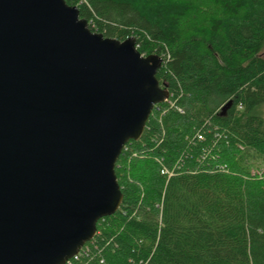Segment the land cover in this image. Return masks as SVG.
I'll list each match as a JSON object with an SVG mask.
<instances>
[{"label":"trees","instance_id":"16d2710c","mask_svg":"<svg viewBox=\"0 0 264 264\" xmlns=\"http://www.w3.org/2000/svg\"><path fill=\"white\" fill-rule=\"evenodd\" d=\"M196 1L66 0L92 31L160 56L181 109L157 104L125 144L122 203L70 264H264V173L241 155L264 156V0H200L216 8L203 16Z\"/></svg>","mask_w":264,"mask_h":264},{"label":"water","instance_id":"95a60500","mask_svg":"<svg viewBox=\"0 0 264 264\" xmlns=\"http://www.w3.org/2000/svg\"><path fill=\"white\" fill-rule=\"evenodd\" d=\"M161 63L66 0H0V264H65L117 211L116 161L169 97Z\"/></svg>","mask_w":264,"mask_h":264},{"label":"rangeland","instance_id":"374dc122","mask_svg":"<svg viewBox=\"0 0 264 264\" xmlns=\"http://www.w3.org/2000/svg\"><path fill=\"white\" fill-rule=\"evenodd\" d=\"M197 5L199 6V14L201 16L205 15V13L208 12H214L216 11V8L205 2V1H196ZM152 113V112H151ZM243 159L247 163V168L249 172L252 175H257V176H262L264 173V156L256 154L253 150L251 149H243L241 153ZM86 244V243H85ZM84 244V245H85Z\"/></svg>","mask_w":264,"mask_h":264},{"label":"built area","instance_id":"2783aa9c","mask_svg":"<svg viewBox=\"0 0 264 264\" xmlns=\"http://www.w3.org/2000/svg\"><path fill=\"white\" fill-rule=\"evenodd\" d=\"M169 97H170V94H169ZM169 97H168L165 101L170 102V106L177 108V107L175 106L174 102L169 101ZM165 101H163V102H165ZM177 109H178L179 112H181V109H180V108H177ZM198 137L201 138L200 135H198ZM162 172L168 173V175L171 174V172H169V170H167V169H165V168L162 169ZM81 250H82V248L79 250V252H78L75 256H73V257H72L70 260H68L65 264H70L71 261H72V259H76V258H77V255L80 253Z\"/></svg>","mask_w":264,"mask_h":264}]
</instances>
